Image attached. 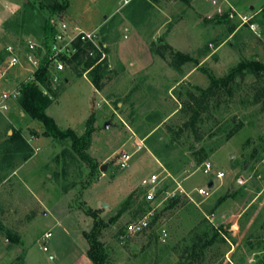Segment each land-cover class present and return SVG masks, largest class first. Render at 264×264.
Here are the masks:
<instances>
[{
    "label": "rangeland",
    "instance_id": "1",
    "mask_svg": "<svg viewBox=\"0 0 264 264\" xmlns=\"http://www.w3.org/2000/svg\"><path fill=\"white\" fill-rule=\"evenodd\" d=\"M64 1L68 7L54 17L74 25L80 15L88 17L91 26L83 30L95 34L107 68L104 86L97 90L84 62H67L46 89L52 99L47 112L62 129L89 135L87 154L93 162L82 161L70 143L46 137L43 125L29 118L18 98L7 102L8 108L0 110V143L13 134L12 127L32 150L25 162L14 156L12 169L0 167V219L12 233V238L0 233V264H93L84 237L95 221L88 211L107 224L99 240L109 248L108 264H178L187 250L196 253L195 264H254L258 243L264 248V77L237 78L232 95L224 93L213 115L205 117L203 127L210 136L198 147L207 151L225 137L228 125L243 123L233 138L209 153L211 178L193 161L185 137L172 144L169 155L165 146L172 141L169 128L186 120L181 103L191 92L206 89L211 77H225L242 62L264 64V0H156L136 16L137 25L127 16L139 13L134 6L140 0H0V70L7 66L8 46L22 62L7 71V82L0 80V103L3 92L32 78L42 53H30L28 43L43 45L48 7ZM246 17L252 19L243 24ZM126 26L132 28L128 39ZM154 149L176 163L186 159L167 190L182 200L154 228L128 235L127 224L137 221L145 202L142 181L166 175ZM125 152L133 156L121 168L116 163ZM218 172L225 174L222 181L216 179ZM210 179L216 182L212 195L199 196L195 189ZM167 192L158 198L162 206L151 202L152 216L170 198ZM225 193L234 196L214 215H206ZM131 194L135 205L118 215ZM212 221L228 233L202 249L198 235ZM50 231L48 251H43V235Z\"/></svg>",
    "mask_w": 264,
    "mask_h": 264
},
{
    "label": "trees",
    "instance_id": "2",
    "mask_svg": "<svg viewBox=\"0 0 264 264\" xmlns=\"http://www.w3.org/2000/svg\"><path fill=\"white\" fill-rule=\"evenodd\" d=\"M154 1L156 0H140V2L136 3V5L134 6V10H137L139 13H129L127 18L134 25H137L136 23L138 18H136V16L144 15V13L140 12L149 7H152ZM67 7L68 4L66 1L62 3H56L48 7L49 17L44 19L42 24L43 45L47 50V53L43 57L39 69L35 72L34 79L30 82L21 84L20 97L18 101L20 106L30 119L38 121L43 125V134L46 137H50L59 142L70 143L72 151L77 154L82 161L90 164L93 161L87 154V149L89 148V135L79 137L71 129H62L54 120V118L48 114L47 109L51 105L52 99L49 95L44 94L43 91V88L50 90L49 86L51 74L49 71V51L51 48L52 37L55 33V28L51 24V19L57 14V12H61ZM76 46L78 48V52L68 62H84L85 70L88 71L92 84L97 90H101L104 86L102 81L105 78V70L107 68V66H105L104 60L100 61L101 52H99L90 42H78ZM92 52L94 54L90 55ZM247 75H255L258 78V81L261 80L264 77V64L258 61L242 62L225 77L219 79L211 77V83L206 89H199L198 93L191 92L189 94V98L181 103L180 109V111L186 118L185 122L177 128H169V131L172 133V141L165 146V150L168 155L174 149V147H172V144L185 137V142L189 144H187V150L195 154L192 157L193 161L197 162L198 164H202L208 158L209 153H215L243 128L242 122L237 123L233 126L228 125V128L222 131L223 133H225V137L211 143L208 146V151L204 147H198L199 144L205 140L207 135L210 136L209 129L207 130L203 127L205 124V117H211L213 115L211 110L213 107L215 109L219 107L220 100L222 98L221 96L224 95V93L232 95V86L236 82L237 78L245 79ZM261 90L262 89H260V91ZM260 93L264 95V91H261ZM11 129L13 131V134L7 135V140L0 143V148H3L0 158V167L3 170H9L15 167V164L13 162L14 156H20L21 161L23 162L27 161L30 157L28 151L32 150L29 143L22 137V135L14 128L11 127ZM153 153L161 161L167 171L170 172V174H172L174 177H176L180 173L182 167L187 164L186 159L184 158L182 162L176 163L175 159L169 158V156L165 157L161 151L154 149ZM94 181L95 177L94 180H91L90 184H92ZM173 184V179H165L161 183L157 191V198L163 196V194H165V192H167L169 187H171ZM233 196L234 194L229 193L220 195L215 202V205L211 209H208V214L206 213V215H214L219 210V208ZM133 198L134 195L131 194L123 202L122 209L119 211L118 215L123 214V212L127 211L135 205L136 201H134ZM144 200L145 202L139 205L137 220L143 219L153 211L151 202L147 201L146 199ZM181 200L182 198L180 197V195L168 198L163 209H161V211L156 216L151 215V219L149 217L150 220L148 222V226L144 229L143 232L148 229L154 228L160 216L167 210L176 207L181 202ZM88 214L92 216L95 221L91 230L84 233V237L89 244L87 255L93 264H108L110 255L109 248L99 240L101 231L104 226H107V224H104V221L100 219L96 212L88 211ZM111 221H114V219H111ZM203 221L208 222L206 216L205 218H203ZM210 223L209 225H204L203 234H199L196 241L197 243L201 244L200 248L202 249H206L207 247L213 245V243H215L221 235L226 236V234L228 233L227 227H218L215 223H213V221L211 224ZM0 233L7 234L10 238H12L11 231L7 228V226L1 219ZM261 244L263 243H258V246L261 248L258 251L259 254L257 255V260L254 264H264V248H262ZM195 245L196 243H194V248H196L197 246ZM189 251L190 250H187L186 253L183 254L178 264H195L197 260L196 253L193 251L191 253ZM237 264L240 263L238 262Z\"/></svg>",
    "mask_w": 264,
    "mask_h": 264
},
{
    "label": "built area",
    "instance_id": "3",
    "mask_svg": "<svg viewBox=\"0 0 264 264\" xmlns=\"http://www.w3.org/2000/svg\"><path fill=\"white\" fill-rule=\"evenodd\" d=\"M211 1H213L214 3L217 2V0H211ZM224 1L227 2V0H224ZM217 9H218V13L221 14L222 8L218 6ZM251 19H252L251 17H246V19L243 20V24H248L251 21ZM51 24L55 28V33L52 37L51 48L49 51V71L51 74L50 80L51 79L57 80V77H56L57 73L65 70V67L67 65L66 63L70 59H72V57H74L76 53L78 52V48L76 46L78 42H82V43L90 42L95 46V48L99 52H101L99 46L95 42L94 33L87 32L83 30L79 25L71 24L67 20L65 21L58 17L52 18ZM28 46H29L30 53H32V51L37 50V49L40 50L42 53V59L47 53V50L45 49L44 45H37L35 43L29 42ZM6 50L9 56L8 61H7V66L3 70H0V80H3V83L8 81L7 71L17 66L22 65L20 56L13 46H8ZM93 54L94 53L92 52L90 55H93ZM27 58L29 59V62H31L33 65L36 64L34 61L33 55L28 54ZM103 60H104V57L101 52L100 61H103ZM41 61L36 67V70L33 72L32 74L33 76L30 79V81L34 79V74L39 69ZM43 91H44V94L49 95L48 91L45 88H43ZM49 96L51 98V95ZM19 97H20V87H16L13 90L8 91V92H3L1 95V99L3 102L0 103V110L2 111L3 109L8 108L7 102H9V100L17 99V98L19 99ZM132 156L133 155L125 152L118 158L116 164L121 168H126ZM162 168H163V172L166 173L164 177H161V174H153L151 177L144 179L141 183V186L144 191V198L150 202H157V206L159 207L162 206L164 203L163 200H160L159 202L157 198V191L161 183L167 178H171L173 179V181L176 182V179L172 176V174H170L164 167ZM212 171H213L212 163L209 160L204 161L202 163V172L206 176L211 178ZM224 176L225 174L223 172H218L216 174V179L219 181H222ZM210 182L213 183V188L208 187ZM215 185H216V182L214 181V179H210L207 185L205 184L204 186L200 188H196L195 191L197 192L199 196L204 197V198H209L212 195L211 189H214ZM180 190H181L180 192L189 196V194L185 190L181 188ZM170 196H172L171 193L167 192V198ZM151 215H152V212H150L147 216H145L141 220H137V221L129 223L126 228V233L128 235H136V234L142 233L144 229L148 226L149 217ZM164 236H165V230H164ZM51 237H52L51 231L43 235V241H44V244L42 246L43 251H48V247L46 243Z\"/></svg>",
    "mask_w": 264,
    "mask_h": 264
},
{
    "label": "crops",
    "instance_id": "4",
    "mask_svg": "<svg viewBox=\"0 0 264 264\" xmlns=\"http://www.w3.org/2000/svg\"><path fill=\"white\" fill-rule=\"evenodd\" d=\"M86 18H88V17H83V16H81L80 15V17H78L77 18V20H78V24H79V26L83 29H88V26H91V23H88V21H86V20H88V19H86ZM82 23V25H80ZM88 26H87V25ZM132 30V28H129L128 26H126L125 27V31H124V34L127 36L126 37V39H128L129 37H128V35L126 34L127 32H129V31H131ZM153 157L157 160V162L159 163V166L162 168V167H164V165H162V163L153 155ZM165 168V167H164ZM170 173V172H169ZM173 176V175H172ZM174 177V176H173ZM175 179H176V177H174ZM205 184H203L202 186H204Z\"/></svg>",
    "mask_w": 264,
    "mask_h": 264
},
{
    "label": "water",
    "instance_id": "5",
    "mask_svg": "<svg viewBox=\"0 0 264 264\" xmlns=\"http://www.w3.org/2000/svg\"><path fill=\"white\" fill-rule=\"evenodd\" d=\"M104 169H105V166H103V167L101 168L102 171H104ZM208 187H209V188H213V183L210 182L209 185H208ZM104 206H106V204H104Z\"/></svg>",
    "mask_w": 264,
    "mask_h": 264
}]
</instances>
